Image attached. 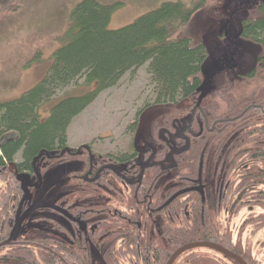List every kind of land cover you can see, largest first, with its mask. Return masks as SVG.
Returning <instances> with one entry per match:
<instances>
[{
	"label": "trees",
	"instance_id": "obj_1",
	"mask_svg": "<svg viewBox=\"0 0 264 264\" xmlns=\"http://www.w3.org/2000/svg\"><path fill=\"white\" fill-rule=\"evenodd\" d=\"M207 1L199 0L189 7L182 1H168L118 29L109 26L119 3L80 1L72 10L62 45L53 53L48 74L20 98L0 101V140L14 138L0 147V163L9 159L14 165L19 153L29 170L35 168L34 162L41 166L48 159V164L63 162L68 153L66 147L70 146L68 129L73 120L129 72L147 65L156 86V98L138 112L130 129L137 130L147 109H163L165 120H169L163 126L169 130L160 128L158 137L165 136L175 146L174 138L179 146L177 152L169 146V156L167 148L163 159H174L173 169L181 175L180 190L191 185V176L196 180L205 178L211 155L217 153V160L218 154L227 152L228 147L231 152H239V159L244 162L256 156V164H248L242 173L249 192H256V204L257 200L264 204V0H231L230 13L208 7ZM201 14L204 16L199 21ZM197 22L204 23L198 26ZM234 28L237 35H232ZM207 33L212 38L206 37ZM154 129L149 141L156 136ZM176 130L178 135L172 134ZM75 158L84 159L85 173L92 160L100 164L104 159L110 161L109 156L96 153L91 158L86 150ZM220 176V169L215 170L213 179ZM9 178L11 183L25 181L16 175ZM170 180L173 182L174 177ZM77 181L75 177L70 180L73 184ZM99 183L102 176L97 183L87 178L82 181L84 185ZM183 198L181 195L175 203L181 216L187 218L186 212L191 209L186 207L194 198ZM194 223L202 228L205 217L200 216ZM206 228L210 229L209 222ZM179 234L190 236L187 228L180 229ZM201 238L213 239L203 234ZM223 243L231 248L230 238ZM66 245L68 249H54L51 254L56 256L51 259L46 252L27 251L21 262L117 264L110 253L107 257L89 256ZM133 252L137 255L136 250ZM200 264L216 262L205 254L201 255Z\"/></svg>",
	"mask_w": 264,
	"mask_h": 264
},
{
	"label": "flooded vegetation",
	"instance_id": "obj_2",
	"mask_svg": "<svg viewBox=\"0 0 264 264\" xmlns=\"http://www.w3.org/2000/svg\"><path fill=\"white\" fill-rule=\"evenodd\" d=\"M165 115L152 125L156 138L151 137L141 148L134 140L123 151L116 147L99 152L93 143L82 148L70 145L63 162L48 164V159L43 166L34 162L33 170L26 169L21 153L16 155L14 165L9 159L0 163V264H22L21 256L27 251L46 252L51 259L56 256L51 252L67 248L66 243L89 256L107 257L110 253L117 264H169L187 246L170 264H200L205 254L211 255L216 264H243L233 255L204 244L221 246L246 264H264V204L259 203L262 200L256 204V192H249L242 173L248 164H256V156L244 162L239 152H231L228 147L217 160V153H213L205 178L191 176V185L180 190L181 175L173 169L174 159H163L167 148V155L170 152L169 146L176 152L179 146L174 138L175 146L165 136L158 137L161 129L169 130L163 126L169 124ZM178 133L176 130L172 134ZM11 140L14 138H1L0 147ZM85 150L91 158L96 153L109 156L110 161L104 159L100 164L92 160L85 173L84 159L75 158ZM74 159L83 164L70 170L65 181L50 190L51 200L38 201L36 180L54 166ZM218 169L222 176L214 180ZM70 172H78L72 176L78 180L75 184L71 183ZM13 175L20 179L29 176L31 182L25 179L23 184L11 183L9 177ZM101 176L102 183L82 184L83 178L97 183ZM181 195L183 200L194 198L186 207L191 209L186 212L187 218L181 216L175 203ZM38 203L47 206L34 208ZM200 216L205 217L202 228L194 223ZM186 228L190 236L180 237V229ZM202 234L213 239H202ZM228 238L231 248L223 243Z\"/></svg>",
	"mask_w": 264,
	"mask_h": 264
},
{
	"label": "rangeland",
	"instance_id": "obj_3",
	"mask_svg": "<svg viewBox=\"0 0 264 264\" xmlns=\"http://www.w3.org/2000/svg\"><path fill=\"white\" fill-rule=\"evenodd\" d=\"M80 1L7 0L0 4V101L18 99L44 79L53 63V53L62 45L63 36L70 26L72 10ZM97 1L104 5L120 4L109 26L110 29H118L132 24L165 2L182 1L189 7L199 0ZM231 2L209 0L206 3L208 7L230 13ZM203 16L200 15L199 21ZM197 23L200 26L204 22ZM210 35L207 33L206 37L212 38ZM232 35H237L236 28ZM212 66L211 63L210 70ZM155 90L147 65L129 72L116 87L103 92L73 120L68 129L71 147L82 148L93 143L99 152L116 147L123 151L134 140L136 147L141 148L144 142L149 141L152 125L161 119L163 110L150 108L142 114L137 130L130 128L138 112L156 98ZM82 164L80 160H70L39 177L36 180L38 201L51 200L50 190L60 186L67 173ZM25 179L27 183L31 182L29 176Z\"/></svg>",
	"mask_w": 264,
	"mask_h": 264
},
{
	"label": "water",
	"instance_id": "obj_4",
	"mask_svg": "<svg viewBox=\"0 0 264 264\" xmlns=\"http://www.w3.org/2000/svg\"><path fill=\"white\" fill-rule=\"evenodd\" d=\"M3 1H5V0H0V3L1 2H3ZM150 109V108H149ZM149 109H147V110H149ZM152 109V108H151ZM146 110V111H147ZM43 206H47V205H44V204H41V203H38V204H36L35 206H34V208H38V207H43ZM204 245H209V246H211V247H213V248H216V249H218L219 251H221V252H223V253H225V254H228V255H233L234 257H236L237 259H239V261H241L243 264H246V262L243 260V259H241L240 257H238V256H236V255H234L233 253H231L230 251H228L227 249H225V248H223V247H221V246H218V245H214V244H204ZM188 247H190V246H187V247H184V248H182L181 250H179L176 254H175V256L172 258V260L177 256V254H179L180 252H182L183 250H185L186 248H188ZM172 260H171V262H172ZM170 262V263H171ZM169 263V264H170Z\"/></svg>",
	"mask_w": 264,
	"mask_h": 264
}]
</instances>
